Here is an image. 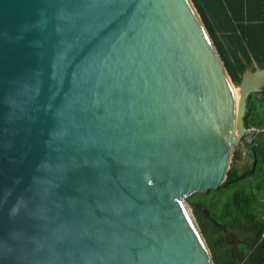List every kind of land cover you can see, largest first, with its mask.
I'll list each match as a JSON object with an SVG mask.
<instances>
[{
  "label": "water",
  "instance_id": "1",
  "mask_svg": "<svg viewBox=\"0 0 264 264\" xmlns=\"http://www.w3.org/2000/svg\"><path fill=\"white\" fill-rule=\"evenodd\" d=\"M238 89L191 0H0V264H216Z\"/></svg>",
  "mask_w": 264,
  "mask_h": 264
},
{
  "label": "trees",
  "instance_id": "2",
  "mask_svg": "<svg viewBox=\"0 0 264 264\" xmlns=\"http://www.w3.org/2000/svg\"><path fill=\"white\" fill-rule=\"evenodd\" d=\"M191 1L234 85H239L243 73L264 69V0ZM260 96L263 98L260 99ZM260 116L264 117V92L254 94L248 100L247 113L244 116L245 130L259 131V136H263L264 119L262 123L256 124V118ZM247 146H254L260 163V157H264V143L255 140L254 144L247 143ZM256 174V171L250 170L239 175L233 166L219 190L228 189L245 177ZM250 185L254 191H235L232 203L223 206L220 217L227 233L234 237L233 233L237 231L243 237L239 241L242 251L235 252L233 247H229L223 230L215 226L202 210H195L197 223L216 264H264V197L260 196L264 193V188L260 184ZM196 203L206 205L202 201ZM212 217L216 221L213 214ZM209 233L219 236L220 239L214 240L210 245L207 240ZM217 250L220 255L216 254Z\"/></svg>",
  "mask_w": 264,
  "mask_h": 264
},
{
  "label": "rangeland",
  "instance_id": "3",
  "mask_svg": "<svg viewBox=\"0 0 264 264\" xmlns=\"http://www.w3.org/2000/svg\"><path fill=\"white\" fill-rule=\"evenodd\" d=\"M233 88L237 89L238 86L233 84ZM259 98L262 99L263 96H260ZM261 104H263V102ZM263 119H264V117H261V116H260V118L257 117L256 118V124L262 123ZM260 134L261 133L259 131L256 133H254L252 131H248L247 134H245L244 137L240 140V142L234 146L233 150L231 151L229 169L234 166V168H236V170H237V173L239 175H241V174H243L245 169H248L252 166V164L250 165V160L244 158L243 148L245 145H247V143L254 144L253 141H255V140H257L258 143H260V142L264 143V135L259 136ZM260 158H261V162H260V165L258 167V173L256 175H254V176L251 175V176L245 177L244 179H242L237 184H234L232 187L225 189L223 191L213 190V191H210L206 194H200L199 193V194L193 195L191 198L188 199V203L190 205V210L193 214V217H194L196 223H197L196 218H198V217L195 214V209L191 207V205L196 204V201L204 202L206 204L205 207L216 218L215 223L217 225L221 226L223 221L221 220L220 217H221V213L223 210V206L226 203L227 204L232 203V199H233V195H234L235 191L243 190V189H245V191H248V192L254 191L252 186L250 185V183H254L255 185L260 184L261 187L264 188V178H262V177H264V157L261 156ZM247 163H248V166H244ZM260 196H261V198L264 197V193H261ZM263 205H264V203H263ZM263 209H264V206H263ZM205 224H207V221H205ZM197 225H198V223H197ZM198 227H199V225H198ZM210 228H211V226H210ZM199 230L201 232L200 227H199ZM233 235L238 241H241L243 238V237L239 236V233L237 231H235L233 233ZM216 239H220V237L214 236L212 233H209V237L207 238V240H208L210 245ZM229 247H231V246H229ZM239 250L242 251V248H240ZM216 254L220 255V252L218 251Z\"/></svg>",
  "mask_w": 264,
  "mask_h": 264
},
{
  "label": "flooded vegetation",
  "instance_id": "4",
  "mask_svg": "<svg viewBox=\"0 0 264 264\" xmlns=\"http://www.w3.org/2000/svg\"><path fill=\"white\" fill-rule=\"evenodd\" d=\"M254 142V141H253ZM243 155H244V158L245 159H248V160H250V165L252 164V166L250 167V168H248V169H245L244 167V172L245 171H250V170H252V171H256L257 173H258V167H259V161L257 160V152H256V150L254 149V146H247V145H245L244 146V148H243ZM244 166H248V163L247 164H245ZM243 172V173H244ZM262 178H264V177H262ZM262 203H264V199L262 200ZM197 205H202L201 203H196ZM205 206V205H204ZM264 205L262 204V207H263ZM212 223H214V222H216L215 220H214V218L212 217V213L210 212V214H209V216L207 217ZM222 227H223V225H221L220 227H218L219 229H221L222 230ZM226 239H227V241H228V244L231 246V247H233L234 248V250H235V252L237 251V249L239 248V247H241V243L239 242V241H237V240H235V238L230 234V233H227L226 235Z\"/></svg>",
  "mask_w": 264,
  "mask_h": 264
},
{
  "label": "bare ground",
  "instance_id": "5",
  "mask_svg": "<svg viewBox=\"0 0 264 264\" xmlns=\"http://www.w3.org/2000/svg\"><path fill=\"white\" fill-rule=\"evenodd\" d=\"M233 93H234V96H235V101L237 102L238 101V97H239V89L237 88H233ZM238 132H235V134H237ZM234 134V135H235Z\"/></svg>",
  "mask_w": 264,
  "mask_h": 264
},
{
  "label": "crops",
  "instance_id": "6",
  "mask_svg": "<svg viewBox=\"0 0 264 264\" xmlns=\"http://www.w3.org/2000/svg\"><path fill=\"white\" fill-rule=\"evenodd\" d=\"M260 164V163H259ZM263 200V199H262ZM241 247H239L237 250L239 251V249H240ZM238 258V257H237Z\"/></svg>",
  "mask_w": 264,
  "mask_h": 264
}]
</instances>
